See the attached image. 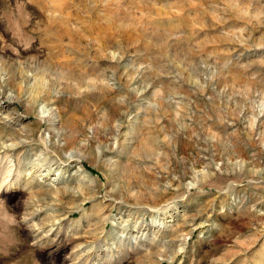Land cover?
I'll use <instances>...</instances> for the list:
<instances>
[{
  "label": "rangeland",
  "instance_id": "374dc122",
  "mask_svg": "<svg viewBox=\"0 0 264 264\" xmlns=\"http://www.w3.org/2000/svg\"><path fill=\"white\" fill-rule=\"evenodd\" d=\"M0 264H264V0H0Z\"/></svg>",
  "mask_w": 264,
  "mask_h": 264
},
{
  "label": "bare ground",
  "instance_id": "6f19581e",
  "mask_svg": "<svg viewBox=\"0 0 264 264\" xmlns=\"http://www.w3.org/2000/svg\"><path fill=\"white\" fill-rule=\"evenodd\" d=\"M42 112V111H41ZM50 117H52V116H50ZM51 119V118H50Z\"/></svg>",
  "mask_w": 264,
  "mask_h": 264
}]
</instances>
